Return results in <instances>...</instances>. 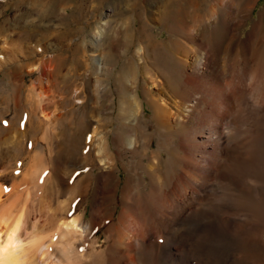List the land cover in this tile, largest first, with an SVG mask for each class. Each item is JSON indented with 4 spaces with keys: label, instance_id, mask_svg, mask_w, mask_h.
Here are the masks:
<instances>
[{
    "label": "bare ground",
    "instance_id": "obj_1",
    "mask_svg": "<svg viewBox=\"0 0 264 264\" xmlns=\"http://www.w3.org/2000/svg\"><path fill=\"white\" fill-rule=\"evenodd\" d=\"M21 1H15V9L30 8L47 34L37 37L38 25L26 19L29 14L15 13L14 20L10 17L12 27L18 29L19 44L29 50L37 37L38 43L51 41L52 49L60 51L76 36L84 38L88 22L82 25V19L86 15L105 4L111 13L106 15L109 19L101 39L72 43L76 53L82 47L102 53L100 74L104 77L89 86L86 101L80 97L83 88L72 87V80L80 77L78 67H92L91 74L99 76L98 58L93 64L86 63V49L83 59L78 56L73 60L76 72L70 69L62 74L61 82L69 83L62 85L64 94H73L81 113L72 116L73 121L67 120L68 128H73L62 140L63 163L53 158L55 168L43 181L41 172L32 169L28 177L31 186L25 194L8 197L11 205L1 206L0 264H82L84 260L85 264H129L131 259L142 264L143 252L151 254L154 246L159 248L163 264H191L192 252L198 259L194 264H206L209 255L217 264H229L226 241L253 208L261 209L251 201L253 195L264 193V7L242 36L259 0ZM129 11L137 17L134 25L129 17L117 18ZM152 22L166 31L165 42L152 31ZM10 28L9 21L0 24V32ZM0 38L4 54L10 56L11 40ZM19 44L17 47L23 46ZM128 52L129 58L116 64ZM63 53L55 58L58 71L65 69L69 59ZM136 53L156 87L152 91L143 85L153 112L151 123L140 120L137 85L143 68L134 62ZM4 56L0 67L15 61ZM25 56L29 60L30 54ZM26 64L31 72L40 68L39 59ZM106 78L113 83L101 87L100 81ZM43 97H37L35 106V112L44 117L37 129L40 140L49 145L56 137L57 122L65 116L59 114V104L52 112H44L39 106ZM88 98L96 99L95 105ZM113 123L115 136L110 141ZM8 137L3 145L13 139ZM94 167L92 188L89 175ZM121 169L126 172L122 187L117 174ZM250 186L252 192L248 193ZM44 188V193L51 195L44 213L50 220L47 223L38 216L43 197L31 203L37 190ZM90 190L91 216L84 220L76 208ZM118 193L121 204L115 217ZM64 195L67 197L61 199ZM4 206L8 208L4 210ZM107 222L106 231L113 238L104 255V251L95 250L93 234ZM208 228L215 238L203 235ZM191 235L201 242L191 243ZM75 247L81 252L73 251ZM146 264H154L153 258Z\"/></svg>",
    "mask_w": 264,
    "mask_h": 264
},
{
    "label": "rangeland",
    "instance_id": "obj_2",
    "mask_svg": "<svg viewBox=\"0 0 264 264\" xmlns=\"http://www.w3.org/2000/svg\"><path fill=\"white\" fill-rule=\"evenodd\" d=\"M15 1L16 0H0V24L2 21L10 22V29H5L0 32V36H5L8 40H11L8 45L12 47L10 52L13 51L10 56H6L5 52L2 50V40L0 38V58L2 56H6L10 59H14L15 61L5 64L3 67H0V211H3L2 205H7L9 202V206L11 205V198L8 197H18L21 198L28 188L31 186L29 184V174L33 172L35 169L41 174V180L43 181L46 176L51 175L54 170V160L59 162L63 161L64 157V144L62 140L68 136L70 133V129L73 127H69L67 120L73 121L74 115H78L81 113L80 108L81 105L78 102H74V97L72 93H68L63 91L62 85H68L69 83L64 81L61 82V76L64 73H67L68 70L73 69L72 71L76 72V66L73 63V60L78 56L83 59V51H87V58L85 60L86 63H92L94 58H98V78L96 75L91 74L92 67H78L77 74L80 73V77L77 79L72 80V87L80 88L83 92L80 94V97H84L87 95V91L89 86L95 84V80H102L103 75L100 74L101 68L103 67V56L102 53L92 52L90 48L82 47L80 51L77 53L73 51V41H92L93 39L97 38V40L101 39L103 26L105 25V21L109 19L106 15L111 13L110 7L107 4L104 5L103 8L99 9L96 12H92L86 15L82 21H84L85 25L88 22V26L86 31L82 36H76L68 45L63 44V47L60 51H54L52 49L51 44L49 42H44L40 40V43L36 41L38 36H46V32L42 30L43 26L41 25V21L38 20L36 13H31L30 8H19L15 9ZM21 1V0H17ZM85 0H81L83 2ZM244 1V0H243ZM22 2V1H21ZM86 1L84 2V4ZM6 6V7H5ZM35 7V6H34ZM264 7V0H259L256 4L255 9H253L252 15L247 19L246 24L243 26L242 29V36H245L247 31L251 29V25L253 21L258 17V14ZM6 8V9H5ZM15 13H23L29 14L30 16H26V19H31L36 22L38 25L36 29L37 37L33 40L32 46H30V50L27 49L25 45L21 46L19 41L17 40L16 32L18 29H15L13 26V20ZM96 14V15H95ZM92 15H95L94 17ZM13 19H11V18ZM125 19L128 17L133 19V25L137 20L135 15H131V12H126L125 14L117 17V18ZM86 18V19H85ZM120 18V19H121ZM113 17H110L112 20ZM118 19V21L120 20ZM114 20V19H113ZM117 20V19H116ZM30 21V20H28ZM12 23V24H11ZM152 31L157 34V38L159 40L165 42L167 39L166 31L160 29V26L157 23H151ZM13 28V29H12ZM39 30L42 31L39 35ZM121 38V35H119ZM77 38V39H76ZM82 39V40H81ZM7 40V41H8ZM36 41V42H35ZM13 42V43H12ZM227 41L223 42V45L226 44ZM20 46L17 47L18 44ZM2 44V45H1ZM88 44V43H87ZM36 46V47H35ZM15 47V48H14ZM17 47V48H16ZM35 47V48H34ZM138 45L134 46L133 49H137ZM64 50V56L69 55V59L65 62V69L58 71L55 68V58L59 52ZM119 51V49H117ZM30 54L29 60L39 59L40 61V68L36 71H29L27 64L29 60H27L25 55ZM94 54V55H93ZM99 54V55H98ZM61 56L60 54H58ZM4 56V57H5ZM94 56V57H93ZM130 53L128 52L127 55H122L117 59L116 64H120L124 60L129 58ZM140 56V55H139ZM136 53L134 55V62L143 68L144 61L141 59ZM35 58V59H34ZM2 60V59H1ZM223 63V62H222ZM73 74V72H71ZM115 73V70H114ZM113 73V74H114ZM70 76V75H69ZM148 74L144 72V68L142 73H140L139 83L137 85V92L141 101L142 105V112L140 120L143 123H151L153 112L151 106L147 102L146 98L149 97L148 94L143 90V85H147L148 88L152 89V91L156 90L155 84L153 85L152 82L148 79ZM101 87H107L108 84L110 85L113 83V79L106 78V81H100ZM146 83V84H144ZM98 84V83H97ZM86 91V92H84ZM115 93L114 90H112ZM93 93V92H92ZM41 94L43 97V102L39 106L44 109V112L49 113L52 112L55 105H60L59 109H61V113L64 117V121H58L53 132L56 135L48 145L46 142L40 140L41 132L38 127V121L44 119L42 117L41 112H35V106L38 103L37 97ZM94 95L97 96V91H94ZM35 98V100H34ZM65 98V101L62 99ZM86 97H84V100ZM108 98V97H106ZM62 101V102H61ZM84 101V102H85ZM93 101V102H92ZM89 100L88 102L92 105H95L96 99ZM34 107V111L32 109ZM74 111L73 114H67L66 112ZM78 113V114H77ZM58 114L56 113V116ZM41 116V117H40ZM59 117V116H58ZM72 117V118H71ZM56 122H54L55 124ZM114 127V129H113ZM110 141L115 136V124L113 123L111 128L109 129ZM114 130V132H113ZM14 135V136H13ZM9 136V137H8ZM10 136L13 138L12 140ZM8 137L9 143L3 145V140ZM114 139V138H113ZM48 146L51 148V152L48 151ZM49 152V153H48ZM39 154V155H38ZM51 157V158H50ZM54 158V160H53ZM38 162V163H37ZM45 165H44V164ZM63 163V162H62ZM63 168V166H62ZM32 169H34L32 171ZM140 170H137L139 172ZM93 172V173H91ZM97 169L94 167L90 171L91 177V187L95 185V174ZM118 176L120 177L119 186L122 187L125 181L126 172L124 170L118 171ZM83 182L86 180L85 177L81 178ZM77 180V178L75 179ZM30 185V186H29ZM29 186V187H28ZM48 186V183H47ZM46 186V187H47ZM45 187V188H46ZM252 186L248 187L247 192H252ZM45 188L39 189L36 192V195L32 198V202L38 201L42 198V203L44 204L42 208L41 215L46 218L47 216L44 215L45 207L47 206V202L51 201V195L47 196L44 193ZM264 189V185L262 186ZM261 189V190H262ZM26 190V191H25ZM43 192V193H42ZM67 193V192H66ZM92 194L93 190H90L86 197H83L81 204L76 208V211L82 214L84 220L90 219L91 214V204H92ZM22 195V196H21ZM68 195V194H67ZM67 195L60 196L61 199H65ZM264 193L262 191L259 193L258 197L253 195V200L251 202H255L257 205L261 207L253 208L252 212H250L249 218L245 222H241V225L237 227V229H231L230 238L227 239L226 244L228 246V250L225 251V255H228L229 264H264V202H263ZM13 198V199H14ZM15 198V199H16ZM18 198V199H19ZM12 199V200H13ZM3 200V201H2ZM6 200V202H5ZM9 200V201H8ZM116 206L114 210V216L116 217L121 204V196L118 193L116 196ZM2 202L4 204H2ZM8 202V203H7ZM34 202V203H35ZM53 202V201H52ZM253 205V204H252ZM4 210L8 208H5ZM260 213H259V211ZM0 212V214H1ZM4 212V211H3ZM35 216L33 214L32 218ZM43 219V218H42ZM45 221V220H44ZM50 222L46 218V223ZM110 223L112 221H109ZM109 222L102 224L97 230L94 239L96 240V247L95 250L97 252L104 251L103 254L105 255V251L108 252L107 246L111 244L113 235L109 234L106 231V228ZM216 226L221 228L222 223L219 221H214ZM213 222V223H214ZM216 223H219L216 224ZM49 224V223H48ZM223 226V225H222ZM251 228V229H250ZM211 230L208 228L206 231H202L203 235L207 236L210 234L212 238L216 237L215 233L210 232ZM214 235V236H213ZM110 237V238H109ZM109 238V240L107 239ZM191 238V239H190ZM190 242L196 244V242H201L198 236L192 239V235L189 236ZM194 241V242H193ZM196 241V242H195ZM215 239H212V248L216 247ZM156 247V248H155ZM157 246H154L153 252L149 255H145L143 252L141 256L142 264H146V261L149 260V257L153 258L154 264H163L162 256L160 250ZM182 249V248H181ZM75 252H81L80 248L75 247ZM160 253V254H159ZM213 254L216 255L214 252ZM209 255V254H208ZM198 256V255H197ZM105 257V256H104ZM192 258L194 259L191 264L198 262L197 257L195 256L194 252H192ZM85 261H82V264H85ZM206 264H217L212 261L210 255L206 257ZM89 262V260H87ZM88 264V263H86ZM125 264V263H122ZM129 264H140L137 259H131Z\"/></svg>",
    "mask_w": 264,
    "mask_h": 264
}]
</instances>
